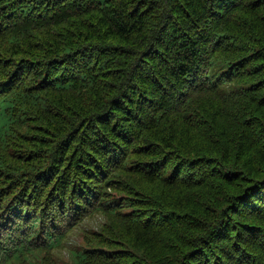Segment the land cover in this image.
<instances>
[{
	"label": "trees",
	"instance_id": "trees-1",
	"mask_svg": "<svg viewBox=\"0 0 264 264\" xmlns=\"http://www.w3.org/2000/svg\"><path fill=\"white\" fill-rule=\"evenodd\" d=\"M264 264V0H0V264Z\"/></svg>",
	"mask_w": 264,
	"mask_h": 264
},
{
	"label": "rangeland",
	"instance_id": "rangeland-1",
	"mask_svg": "<svg viewBox=\"0 0 264 264\" xmlns=\"http://www.w3.org/2000/svg\"><path fill=\"white\" fill-rule=\"evenodd\" d=\"M100 217V216H99ZM95 216L92 219L84 221L83 224H79L70 233L67 240L64 242V246L54 251V258L57 264H71L73 261V250L84 248L89 242L88 238L90 234L95 233L101 226V218Z\"/></svg>",
	"mask_w": 264,
	"mask_h": 264
}]
</instances>
